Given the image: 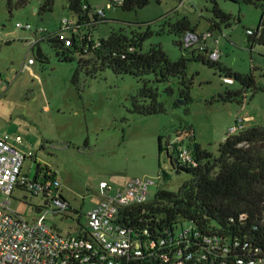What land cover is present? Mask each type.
I'll return each mask as SVG.
<instances>
[{
  "label": "rangeland",
  "instance_id": "obj_1",
  "mask_svg": "<svg viewBox=\"0 0 264 264\" xmlns=\"http://www.w3.org/2000/svg\"><path fill=\"white\" fill-rule=\"evenodd\" d=\"M9 1L0 0V135L22 136L26 147L35 153V161L28 159L24 165L30 179L37 174L43 179L52 173L61 183L71 209L63 215L49 214L47 223L63 234H75L80 226H87V214L101 201L102 183L117 190L131 179H152L156 184L150 187V200L161 190L178 193L192 176L174 169V147L183 145L194 150L196 141L217 155L229 136L264 127V44L253 43L262 31L257 36L247 35V30H259L264 0H253L252 4L216 0L219 9L232 17L230 27L222 25V31H214L220 39V67L241 75L252 74L256 87L261 88L246 93L242 104L212 103L219 94L240 90L241 86L225 85L221 79L224 73L197 61L188 64L192 101L185 104L179 103L183 86L176 77L158 83L154 75L138 78L116 75L110 69L79 68L77 55L72 62L64 61L49 41L40 43L48 59L43 64L36 59L37 47L33 52L30 48L31 42L40 37V30L47 36L68 38L85 30L62 31L65 19L78 21L68 9L67 0H56L53 11L45 13H39L42 0L12 10ZM112 1L117 0H82L93 9L105 11L107 22L91 30L93 40L106 39L123 29L128 35L146 31L147 26H139L150 24L153 34L143 51L161 46L172 63L181 59L184 49L176 45L180 38L169 33L167 23L187 19L199 32L211 28L210 0H190L183 5L180 0H150L147 7L131 12H124L120 5L106 8ZM18 23L30 24L32 30L17 28ZM31 58L35 64L26 66ZM144 87L157 93L165 113L134 112V103L141 100ZM168 88L174 93L170 94ZM191 132L194 140L190 139ZM4 199L0 194V201ZM9 200V208L28 219L45 203L43 197L19 190Z\"/></svg>",
  "mask_w": 264,
  "mask_h": 264
},
{
  "label": "trees",
  "instance_id": "obj_2",
  "mask_svg": "<svg viewBox=\"0 0 264 264\" xmlns=\"http://www.w3.org/2000/svg\"><path fill=\"white\" fill-rule=\"evenodd\" d=\"M31 1L10 0L9 8L10 10L14 7L25 8ZM42 1L39 13L52 12L56 0ZM210 1L213 5L210 29L222 31V25L230 27L231 15L221 11L216 0ZM243 1L248 4L254 3L253 0ZM67 3L68 9L78 16L80 22L87 18L82 0H67ZM149 4L150 0H123L120 7L124 12H131L143 9ZM104 22H107V19L97 21L94 29ZM149 25L139 26V29L147 26L146 31H132L130 35L124 29L113 32L108 38L99 40L98 47L87 37L81 40L75 34L70 38V46H66L65 42L58 40L57 37H51L47 41L58 51L57 56L64 61L72 62L77 55L79 68L92 66L94 70L110 69L116 75H132L138 78L154 75L158 83H168L171 78L176 77L183 86L179 91V97L186 103L192 101L190 94L192 81L187 78V68L189 63L195 61L210 68H218L225 74L222 78H232L234 85L238 83L241 86L240 90H226L219 94L212 103L242 104L246 93L250 91L256 93L261 89L256 87L252 74L234 73L221 68L218 61H212L209 58V48L184 49L181 41L183 36L188 32L198 31V28L187 19L167 23L169 33L180 38L176 45L184 49L178 62L172 63L161 46L151 47L147 52L143 51L144 43L153 34ZM260 29L262 34L259 39H253V43L264 44V10L258 33ZM35 54L41 63H48L39 45ZM76 75H79V70L74 75V81ZM167 91L170 94L174 93L172 88H168ZM140 96L141 100L137 99L134 103L135 113L155 115L167 111L163 104L159 103L157 93L151 88L144 87ZM191 134L193 135L190 139L194 140V133ZM159 148L161 152V137ZM194 153L197 156L195 168H184L177 162L173 163L178 173H188L192 180L183 184L178 193L161 190L154 200L133 208L127 215L129 219L126 223H129L128 226L163 232L173 231L178 223L188 221L204 233L231 240L239 239L242 244H248L253 250L260 251L258 259L264 258V127L243 130L229 136L220 145L217 155L195 141ZM37 168L39 172V165ZM47 177L48 174L44 178ZM35 178L39 179L38 174Z\"/></svg>",
  "mask_w": 264,
  "mask_h": 264
},
{
  "label": "built area",
  "instance_id": "obj_3",
  "mask_svg": "<svg viewBox=\"0 0 264 264\" xmlns=\"http://www.w3.org/2000/svg\"><path fill=\"white\" fill-rule=\"evenodd\" d=\"M190 0H181L180 5ZM123 1H112L106 8L122 5ZM87 18L80 22L63 21L64 30H85L78 39L94 42L91 30L99 20L106 19L105 11L83 6ZM19 29L32 30L30 24L16 25ZM31 42V52L43 41L55 36L44 35ZM248 36L258 32L247 30ZM71 45L70 38L56 36ZM184 49L209 48V58L218 61L220 39L211 29L186 33L182 38ZM87 52V49H85ZM29 59L26 66L34 65ZM228 86L234 85L232 78H221ZM176 161L184 168H195L197 156L194 150L183 145L174 147ZM35 153L26 147L22 136L0 135V194L6 199L0 201V264H264L258 259L259 250H253L239 239H226L211 233H204L190 223H178L173 231H152L150 228L128 226L127 216L131 210L150 201L152 179H131L124 188L115 190L102 183L100 203L87 214V226H80L75 234H63L47 223L49 214L63 215L71 209L63 195L62 185L49 173L47 178L30 179L24 172L28 159L35 161ZM15 190L33 197H43L44 206L36 208L31 219L13 212L10 198ZM27 198V196L25 197ZM65 216V215H64ZM240 252L242 254H240Z\"/></svg>",
  "mask_w": 264,
  "mask_h": 264
},
{
  "label": "water",
  "instance_id": "obj_4",
  "mask_svg": "<svg viewBox=\"0 0 264 264\" xmlns=\"http://www.w3.org/2000/svg\"><path fill=\"white\" fill-rule=\"evenodd\" d=\"M180 104H185L186 102L185 101H180L179 102ZM174 150V149H173ZM174 163H176L177 161H176V159H174V161H173ZM163 183V180L161 181V184Z\"/></svg>",
  "mask_w": 264,
  "mask_h": 264
},
{
  "label": "crops",
  "instance_id": "obj_5",
  "mask_svg": "<svg viewBox=\"0 0 264 264\" xmlns=\"http://www.w3.org/2000/svg\"><path fill=\"white\" fill-rule=\"evenodd\" d=\"M39 47L41 48L40 44H39ZM42 50V49H41Z\"/></svg>",
  "mask_w": 264,
  "mask_h": 264
}]
</instances>
